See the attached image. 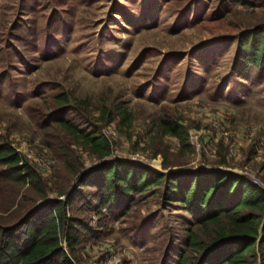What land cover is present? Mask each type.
I'll list each match as a JSON object with an SVG mask.
<instances>
[{
    "label": "rangeland",
    "instance_id": "1",
    "mask_svg": "<svg viewBox=\"0 0 264 264\" xmlns=\"http://www.w3.org/2000/svg\"><path fill=\"white\" fill-rule=\"evenodd\" d=\"M263 27L264 0H0V143L54 190L87 191L61 147L82 169L101 160L51 120L63 112L54 96L64 92L65 118L96 121L103 106L110 110L107 122L96 121L112 144L105 160L159 172L225 169L264 187V67H234L240 37ZM120 102L133 117L127 129L118 126ZM162 118L183 124L190 148L158 131ZM158 188L116 218L77 200L70 213L96 237L81 233L71 256L78 264H179L184 255L192 264L183 240L197 226ZM24 193L0 182V214Z\"/></svg>",
    "mask_w": 264,
    "mask_h": 264
},
{
    "label": "trees",
    "instance_id": "2",
    "mask_svg": "<svg viewBox=\"0 0 264 264\" xmlns=\"http://www.w3.org/2000/svg\"><path fill=\"white\" fill-rule=\"evenodd\" d=\"M235 59L234 67L241 72L264 67V27L240 37ZM54 102L60 108L56 113L71 109L67 93L55 95ZM116 110L118 126L129 128L131 112L123 102ZM62 113L50 119L101 162L82 169L77 159L70 161L68 145H62L66 170L82 189H88L72 196L66 186L49 187L8 141L0 143V182L25 192L0 214V264H78L71 254L81 233L94 238L96 230L70 213L76 201L93 203L89 208L98 214L106 208L116 218L136 195L152 186L159 187L164 203L182 205L197 226H189L183 240L192 264H256L258 254L264 263V187L225 169L159 172L127 160H105L112 154V144L96 121L107 122L110 110L103 106L96 121L75 114L65 118ZM157 127L161 134L174 136L182 147L190 148L187 129L178 120L162 118ZM179 264H186L184 255Z\"/></svg>",
    "mask_w": 264,
    "mask_h": 264
},
{
    "label": "built area",
    "instance_id": "3",
    "mask_svg": "<svg viewBox=\"0 0 264 264\" xmlns=\"http://www.w3.org/2000/svg\"><path fill=\"white\" fill-rule=\"evenodd\" d=\"M252 181V180H251ZM253 182V181H252ZM254 184H256L255 182H253Z\"/></svg>",
    "mask_w": 264,
    "mask_h": 264
}]
</instances>
